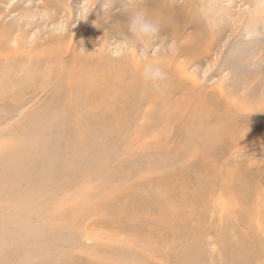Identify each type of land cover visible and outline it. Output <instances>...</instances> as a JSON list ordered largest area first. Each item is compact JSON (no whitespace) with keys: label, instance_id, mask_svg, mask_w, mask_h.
<instances>
[{"label":"rangeland","instance_id":"1","mask_svg":"<svg viewBox=\"0 0 264 264\" xmlns=\"http://www.w3.org/2000/svg\"><path fill=\"white\" fill-rule=\"evenodd\" d=\"M125 5L147 10L155 39L124 47ZM5 33L0 87L23 101L4 118L13 93L0 92V264H264V0H0ZM141 56L165 68L161 92L143 82ZM100 60L122 66L94 87L124 119L96 138L105 151L69 165L70 132L91 130L94 110L68 116L84 87L73 79L94 76ZM38 115L48 133L32 130ZM29 131L42 135L33 150L44 157L25 178ZM43 191L37 205L30 197ZM17 199L24 211L5 208Z\"/></svg>","mask_w":264,"mask_h":264},{"label":"bare ground","instance_id":"2","mask_svg":"<svg viewBox=\"0 0 264 264\" xmlns=\"http://www.w3.org/2000/svg\"><path fill=\"white\" fill-rule=\"evenodd\" d=\"M8 33H5L4 35H3V37H0V44H1V46L2 45H5L6 44V41L8 42L9 41V43H10V41L11 40H9L8 39ZM13 42H14V39H13ZM16 43V42H15ZM3 47V46H2ZM179 47V46H178ZM179 50V49H178ZM190 54H191V52L188 50V56L187 57H190ZM85 54H82L80 57H79V63H80V65L81 64H83V65H85L88 69H90L91 70V68L89 67V65L86 63V60H88V59H86L85 57ZM133 60H136V57H134L133 58ZM103 61H105V60H103ZM102 60H100L99 61V64L97 65V68H98V70H95V72H94V76L93 75H88L85 79L83 78V77H81V75H79L78 76V78L76 79V81H75V79H73V85L74 86H76V85H78V84H80V83H83L84 84V87H75V88H78V90L77 91H79V98H78V100L76 99L74 102H71V103H69V112L71 113L70 115H68V116H73V115H75L76 113H78L79 112V108L80 107H87L88 105L91 107V108H93L94 110L90 113V115H89V117H88V120H90L89 121V123H90V125L92 126V128H91V130H86V131H71L70 133L71 134H73V135H75V136H71L69 139H68V141H69V144L68 145H66V147L67 148H71L72 146H74L75 148H77L78 150H77V152H74L73 153V157H70L68 160H67V162H68V164L69 165H72V164H74V162L75 161H81L82 160V158H83V156L87 153V158H85V161H89L90 160V158L91 157H93V156H97V154L99 153V152H103V151H105L104 149H103V147H100V142L96 139V138H98V137H101V136H105L106 134H108V133H113V132H115V131H117V129L119 128V126H120V124L123 122V116H122V113L121 112H116L115 111V109H119L120 110V107H119V105H116L117 104V102H114V103H109L107 106H103V103H104V98H101L100 97V87H94V84H95V82L98 80V78L100 77V75L103 73V71H104V69L106 68V67H108V68H110V69H112V70H114V71H120V69H121V67L122 66H115V65H113V66H111L108 62H110V61H105V62H103ZM89 62H91V60L89 61ZM185 66H186V62L185 63H183L182 65H180L179 66V70L180 71H183L184 70V68H185ZM85 67V68H86ZM92 71V70H91ZM87 74V73H86ZM3 84V83H2ZM6 84H8V83H6ZM4 85V84H3ZM2 85V86H3ZM93 92V96H89V97H87V95H89V92ZM0 92H4V94H5V92H6V94L7 93H13L11 96H9L10 97V100L9 101H7V102H5L4 104H2L1 105V107H2V109H3V111H4V113H5V115H3V117L4 118H8V119H10L9 117H10V114H11V110H13V109H18L19 107H21V103H22V101H23V99H21L20 97H17L16 96V89H14V87H0ZM105 92H108V93H110V94H113L114 95V97L117 99V101L118 102H120L122 105H128L131 101H132V97L131 96H129V95H123L122 94V92H120L117 96H116V93H115V91H114V87H110L109 89H108V91L107 90H105ZM103 96V95H102ZM83 104H86V105H83ZM211 105V104H210ZM251 108H254V106L253 107H251ZM109 109H111L112 111H113V113H110L109 112ZM255 109H256V107H255ZM258 109V108H257ZM256 109V110H257ZM87 110V109H86ZM90 110H92V109H90ZM89 110V111H90ZM253 110V109H252ZM13 112V111H12ZM109 112V113H108ZM256 112H258V111H256ZM255 112V113H256ZM112 114V115H111ZM111 115V116H110ZM55 116V115H54ZM109 116H110V123H105V122H103V121H101V119H102V117H105V118H109ZM42 118H43V120H42ZM54 119V118H53ZM34 125H35V127H32V130H39V128L37 127V125H39V126H41L42 127V130H46L45 131V133H48L49 131H50V124H49V119H48V116H46V120H45V118L43 117V115H38V116H36V117H34ZM42 121H44V123H40V122H42ZM36 123H37V125H36ZM16 131V130H15ZM17 132V131H16ZM261 132H262V134L264 135V128H261ZM25 136V135H24ZM41 136L42 135H36V134H33L31 131H29V133H27L26 134V140H24L25 142V145L27 146V152L29 151V159H30V163L28 164V168L25 170V178H29L31 175H33V170H31V169H36L37 168V166L39 165V161L40 160H42L43 159V157H44V153L43 154H41V153H39L38 151H34L33 149H34V147H33V144L35 145V146H38V149H39V145H38V140L41 138ZM23 137V136H22ZM7 138V137H6ZM5 138V139H6ZM32 139V140H31ZM22 141V140H21ZM5 142H17L18 143V138L17 139H9L8 141L6 140ZM21 143V142H20ZM3 148H7V149H13L14 147H16V146H14V144H12L11 145V147H7L6 146V144L5 145H3L2 146ZM3 148H1V150H3ZM39 151H40V149H39ZM7 152H10V151H8L7 150ZM26 158V157H25ZM19 159V158H18ZM28 159V158H27ZM26 159V160H27ZM16 160H17V158H16ZM36 162H37V164H36ZM14 165V164H13ZM11 173L12 172H10V171H7V176H9V175H11ZM16 175V174H15ZM38 178V177H37ZM8 179H10V181L12 180V178H10V176H9V178ZM14 179V178H13ZM40 179V178H39ZM2 181V180H1ZM43 181V180H42ZM9 182V181H8ZM13 182V184H14V182L15 181H12ZM41 182V181H40ZM38 184V183H37ZM36 184V185H37ZM40 184V183H39ZM42 184V183H41ZM47 184V183H46ZM45 184V185H46ZM56 184V183H55ZM43 185V184H42ZM54 185V184H53ZM39 186V185H38ZM44 186V185H43ZM42 187V186H41ZM40 187V188H41ZM40 188H39V190H40ZM42 189V188H41ZM25 190V189H24ZM24 190H23V192H24ZM42 190H44V188L42 189ZM55 190V189H54ZM29 191V190H28ZM45 191V190H44ZM43 191V193H45V196H44V198H40L39 197V199H35V198H32V197H30V195L28 196V195H26L25 194V197L27 196V199H29L28 197H30L32 200L34 199V200H36L35 202L36 203H38L37 205H39V202H40V205L42 204L41 202L42 201H44L45 200V197H46V192H44ZM19 193V192H18ZM37 194H39V195H41V193H37ZM63 194V193H62ZM24 195V194H23ZM36 195V194H35ZM44 195V194H43ZM21 197H22V195L20 196V199H21ZM25 197H23V198H25ZM37 197H38V195H37ZM41 197H43V196H41ZM49 197H50V195H49ZM17 198V197H16ZM90 198V197H89ZM19 199V198H18ZM18 199L16 200L17 201V204H16V206H15V204H14V201H10V202H7V203H5V208H7V209H11L12 210V208H16L17 207V209H15L16 211L17 210H19L20 209V213L22 212V211H24V210H22L21 211V208L23 207L24 208V206L26 205V203H22V202H18ZM19 199V200H20ZM26 199V200H27ZM31 199H29V200H27V201H29V202H31L30 200ZM51 199H52V197H51ZM63 199V198H62ZM23 200V199H22ZM25 200V201H26ZM33 200V201H34ZM48 200V199H47ZM29 202H28V205H29ZM45 202V201H44ZM52 202V201H51ZM32 203H34V202H32ZM46 203V202H45ZM66 203V202H65ZM91 203V202H90ZM48 204V203H47ZM31 205V204H30ZM44 205V204H43ZM42 205V206H43ZM63 205V204H62ZM87 205V204H86ZM89 205V204H88ZM31 206H33V205H31ZM92 207V204L91 205H89L88 207L89 208H91ZM28 207V206H27ZM30 207V206H29ZM34 207H36V206H33L32 208H34ZM87 206L86 207H84V208H88ZM19 208V209H18ZM25 208H26V206H25ZM44 208V207H43ZM42 208V209H43ZM61 208V207H60ZM15 210H12V211H15ZM26 210H28V209H26ZM34 210V209H33ZM37 210H39V211H37ZM29 211V210H28ZM97 210H95V208H92L91 209V215L92 214H97V212H96ZM18 212V213H19ZM27 212V211H26ZM31 212V211H30ZM16 213V212H15ZM14 213V214H15ZM33 213H35V214H33ZM40 213H43V211H41V209H36V211H34V212H31L30 214L31 215H37V216H39V218L38 219H40L41 218V214ZM12 214V213H11ZM11 214L9 215V216H11ZM22 214H24L25 215V212H23ZM66 214V213H65ZM16 215V214H15ZM14 215V216H15ZM27 215V214H26ZM44 215V214H43ZM13 216V215H12ZM29 216V215H28ZM6 218L7 216L6 215H3V217L2 218ZM30 217V216H29ZM29 217H24V218H29ZM9 218V217H8ZM10 219V218H9ZM2 220V219H1ZM6 220V219H5ZM8 220V219H7ZM42 220H44V219H41V221ZM3 221V220H2ZM26 221H27V219H26ZM17 222V221H16ZM40 222V221H39ZM75 222V221H74ZM3 223H5V222H3ZM17 223H19V222H17ZM7 224H9V222L7 223ZM31 224V223H30ZM13 225H15V224H13ZM20 226H22V228H25L24 227V222H23V224L22 223H20L19 224ZM27 225V224H26ZM2 226V225H1ZM17 226H18V224H17ZM27 226H29V224L27 225ZM26 226V227H27ZM10 228L12 227V226H9ZM71 227V226H70ZM2 228H4V227H2ZM1 228V229H2ZM29 229H31L32 227H28ZM28 228H26L27 230H29ZM0 229V239H2L3 237H2V235H4L5 233H1V232H5L6 230H8L7 228H6V230L5 229H3V230H1ZM14 229H16V228H14ZM10 230V229H9ZM11 230H13L12 228H11ZM31 231V230H30ZM54 231V230H53ZM12 232V231H11ZM22 232H23V229H22ZM29 231H27V233H28ZM31 232H33V231H31ZM30 232V234L29 235H31V234H33V233H31ZM24 233H26V232H24ZM33 236V235H32ZM89 236V235H88ZM59 237H60V235H59ZM96 239H100V238H98V237H95ZM59 239L61 240V238H58V237H56L55 238V241H57L58 240V242H59ZM88 239H89V237H88ZM46 242V241H45ZM44 242V243H45ZM57 242V243H58ZM43 243V244H44ZM66 243V242H65ZM46 245V244H45ZM65 250H68V249H65ZM71 250V249H70ZM67 253V252H66ZM84 253V252H83ZM76 254V253H75ZM80 254V253H79ZM86 256V255H85ZM78 257V256H77ZM79 257H81V255L79 256ZM83 257V256H82ZM87 257V256H86ZM185 261V260H184ZM23 262V261H22ZM239 262L241 263V264H246V262H247V260L246 259H244V258H241V259H236L235 261H234V264H239ZM124 263V262H123ZM116 264V263H115ZM125 264V263H124Z\"/></svg>","mask_w":264,"mask_h":264},{"label":"clouds","instance_id":"3","mask_svg":"<svg viewBox=\"0 0 264 264\" xmlns=\"http://www.w3.org/2000/svg\"><path fill=\"white\" fill-rule=\"evenodd\" d=\"M123 11L128 18L127 29L131 39L125 38L124 47L131 48L137 42H148L155 39L160 31L159 24L151 18L146 9L136 6L129 7L125 5ZM142 60L141 78L145 85L159 93L162 91V85L168 78L165 68L159 60Z\"/></svg>","mask_w":264,"mask_h":264}]
</instances>
